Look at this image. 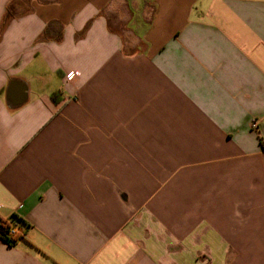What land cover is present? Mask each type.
<instances>
[{
  "label": "crops",
  "instance_id": "crops-1",
  "mask_svg": "<svg viewBox=\"0 0 264 264\" xmlns=\"http://www.w3.org/2000/svg\"><path fill=\"white\" fill-rule=\"evenodd\" d=\"M12 215L0 264H264V0H0Z\"/></svg>",
  "mask_w": 264,
  "mask_h": 264
},
{
  "label": "trees",
  "instance_id": "trees-1",
  "mask_svg": "<svg viewBox=\"0 0 264 264\" xmlns=\"http://www.w3.org/2000/svg\"><path fill=\"white\" fill-rule=\"evenodd\" d=\"M27 227L26 221L17 215H12L8 219L0 218V240L9 246H15L18 240L23 238Z\"/></svg>",
  "mask_w": 264,
  "mask_h": 264
},
{
  "label": "built area",
  "instance_id": "built-area-1",
  "mask_svg": "<svg viewBox=\"0 0 264 264\" xmlns=\"http://www.w3.org/2000/svg\"><path fill=\"white\" fill-rule=\"evenodd\" d=\"M69 77H71V76H69ZM252 128H253L254 130H257V129H258V122H257V121H254V122L252 123Z\"/></svg>",
  "mask_w": 264,
  "mask_h": 264
}]
</instances>
